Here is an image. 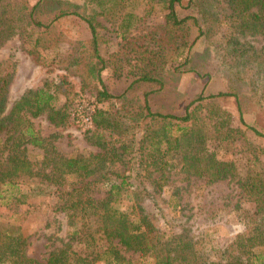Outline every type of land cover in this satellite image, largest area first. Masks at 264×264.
I'll use <instances>...</instances> for the list:
<instances>
[{"label":"rangeland","instance_id":"1","mask_svg":"<svg viewBox=\"0 0 264 264\" xmlns=\"http://www.w3.org/2000/svg\"><path fill=\"white\" fill-rule=\"evenodd\" d=\"M35 1L0 0V85L4 83V108L0 115L7 112L13 99L25 89L48 87L56 96L54 107L65 110L67 119L53 125L42 113L29 120L56 153L69 157L96 152L98 148L91 141L97 134L113 147L127 142V152L121 161L106 165L108 170L119 172L131 167L124 172L129 176L126 181L131 192L123 194L125 201L121 206H127L131 216L134 212L129 206H141V209H132L143 212L162 238L181 235L184 240L188 239L197 264L224 258L225 248L234 251L230 242L237 234H250L255 218L254 205L245 200L237 185L238 179L243 181L247 172L262 173L264 137L239 123L234 97L205 98L195 107L191 122L203 135L202 144L208 151L214 152L219 160L233 162L235 177L207 182L204 173L198 176L190 170H181L179 155L170 152L166 159L172 167L164 170L162 178L156 180L159 172L152 170L151 155L157 137L152 143V118L146 114L141 97L143 92L157 85L136 82L126 89L140 73L138 69L132 70L136 54L123 50L132 46V36L144 35L143 40L152 46L155 45L153 37L170 38L171 30L168 29L171 27L164 20L167 11L164 0H61L64 3H45L37 8V18L43 23L52 16L54 8L60 6L93 19L98 53L106 60L100 72L103 85L112 95L122 94L119 99L107 101L96 97L100 86L92 72L86 23L75 15L60 17L52 20L46 34H42V28L29 22L25 10V5ZM128 11L133 17L122 19L123 13ZM174 11L177 18L194 16L201 31L197 35V23L193 25L188 19L175 35L185 46L196 36L188 50L178 53L163 47L158 61L153 58V65L147 69L161 85L147 96L150 112L180 116L189 100L198 94L230 92L239 99L245 123L263 133L264 101L255 86L264 85V34L238 32L224 0H194L190 5L182 0L180 5H174ZM121 20L122 24L128 21L131 24L123 37L120 36L122 28L119 29ZM44 40L53 45L44 47ZM29 50L39 63L34 61ZM110 103L114 109L120 107V114L124 116L119 118L116 112L110 114L116 124L111 131L94 129L93 113L96 109L110 111ZM213 115L217 120L222 119L219 127L211 125ZM168 124L173 131L174 122H161L154 125V130L160 131V127ZM159 146L163 147L164 142ZM257 148L262 153L253 160V149ZM39 154V149L26 145L27 158L34 167L39 164ZM107 176L98 178L94 186L91 184L88 194L93 198L105 196ZM73 180L67 177L64 183ZM154 181L159 182L160 191L154 187ZM171 196L177 200L173 208L168 206L172 203ZM35 200L31 205L1 207L0 220L17 226L26 239V255L44 263L47 252L66 242L69 233L78 225H70L64 212L55 209L56 197L39 195ZM74 221L77 224L80 220ZM122 254L129 259L137 258V254L130 251L123 250ZM103 260L94 264H104ZM137 264H152V261L140 258Z\"/></svg>","mask_w":264,"mask_h":264},{"label":"trees","instance_id":"2","mask_svg":"<svg viewBox=\"0 0 264 264\" xmlns=\"http://www.w3.org/2000/svg\"><path fill=\"white\" fill-rule=\"evenodd\" d=\"M194 0H186V5H190ZM229 8V17L237 24L238 32H249L251 34H264V0H224ZM61 0H36L31 5H25L29 22L42 28V34L51 24L52 20L75 15L81 18L89 30V57L93 60L92 72L100 86L96 97L100 101L109 99H119L121 95L110 94L103 85L100 72L105 66L106 60L100 56L97 48V34L93 19L85 16L76 10L60 6L53 10L52 16L47 22H40L37 18V8L43 4H59ZM165 23L171 28L170 38L167 36L153 37L154 46L144 41V35L132 36V46L124 51H131L136 54L135 63L132 70H139L137 78L132 80L126 89L133 83L146 82L155 88L142 93V105L147 115L152 118V170L159 172L156 180L162 178L164 170H170L171 164L166 156L170 152L179 155L180 169L191 171L195 175L206 174V181L213 182L217 179H231L235 177V166L232 161L219 160L214 156V152L208 151L202 144L203 135L198 128H194L191 122L194 109L205 98H225L232 96L235 101L237 118L241 125L251 130L254 134L264 137V132L258 131L253 126L245 123L242 118V111L239 99L235 93L216 92L208 96L201 94L189 100L182 115L177 116L170 113L152 111L148 105L147 96L160 88L161 83L156 77L150 74L148 67L153 65V58L156 62L161 48L174 49L178 53L188 50L191 43L196 39L194 36L185 46L180 44L175 35L180 32V28L190 19L193 25L197 20L194 16L177 18L174 5H180L182 0H164ZM64 3V2H63ZM44 6V5H43ZM134 14L124 12L122 19L132 18ZM120 27V36L128 31L131 24L126 22ZM198 25V23H197ZM197 27V35L201 29ZM172 33V35H171ZM53 39V38H52ZM54 41V40H53ZM44 47L53 45L48 40L43 42ZM133 48V49H132ZM121 49V45L119 50ZM187 52V51H186ZM34 61L39 63L37 56L29 50ZM154 68V66L152 67ZM4 83L0 85V113L4 108ZM264 101V85L255 86ZM56 96L50 92L48 87L27 88L10 103L7 112L0 115V133L2 141L0 143V208H9L17 204H33L39 195L56 197V207L70 219V225H78L69 233L66 242L58 247L51 248L41 263L25 253L26 239L20 233L19 228L12 224L0 220V264H94L96 261L103 260L104 264H137L140 258L152 264H197L194 260L191 246L188 239H183L181 235H172L162 238V234L154 229L145 214L139 210L133 211V207L141 209L139 205L131 204L129 207L134 212L133 216L127 211V206L122 207L125 201L124 193L131 192L128 189L129 183L125 171L131 169L125 167L121 172L107 169V164L114 161H121L127 152L128 143L121 142L119 146L113 147L106 144L99 134L91 141L98 150L88 155L76 154L65 157L56 153L46 138L40 137L29 118H34L42 113L46 114V119L53 125L62 124L67 119V113L61 108H55ZM193 109L188 110L190 106ZM111 110L96 109L91 117V124L94 129L113 130L114 120L110 117L113 112L120 114L119 108ZM212 126L219 127L222 119L217 120V116H212ZM161 122H174V129L170 125L160 127V131L154 130V125ZM187 122H189L187 124ZM128 126H126L127 128ZM123 131V130H121ZM226 137H229L228 135ZM88 139L91 136L87 137ZM145 138V135L141 137ZM200 138V139H199ZM164 142L160 147L159 143ZM30 144L40 150V160L37 167L27 158L26 145ZM261 149H253V160H257ZM108 174L104 185L107 193L102 198H93L88 194L91 190L90 185L97 182L98 178ZM74 180L64 183L67 178ZM243 179V178H242ZM238 187L243 192L246 201L254 205L255 218L254 226L250 234L242 233L234 236L229 246L234 247V251L227 252L225 257L209 262L208 264H264V169L262 173L247 172L244 180L238 179ZM92 186V187H93ZM53 187V190H52ZM157 191L161 190L159 182L154 181ZM51 190L53 193H51ZM127 200V199H126ZM172 208L177 205V200L170 197ZM140 207V208H139ZM78 218L79 223L74 219ZM130 251L137 254L136 259L126 258L122 251Z\"/></svg>","mask_w":264,"mask_h":264},{"label":"built area","instance_id":"3","mask_svg":"<svg viewBox=\"0 0 264 264\" xmlns=\"http://www.w3.org/2000/svg\"><path fill=\"white\" fill-rule=\"evenodd\" d=\"M86 119H88V118H86Z\"/></svg>","mask_w":264,"mask_h":264}]
</instances>
